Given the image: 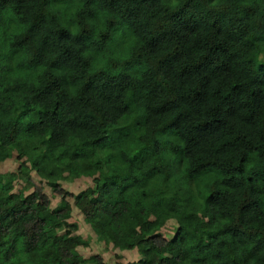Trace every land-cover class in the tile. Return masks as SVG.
Returning <instances> with one entry per match:
<instances>
[{
    "label": "trees",
    "instance_id": "1",
    "mask_svg": "<svg viewBox=\"0 0 264 264\" xmlns=\"http://www.w3.org/2000/svg\"><path fill=\"white\" fill-rule=\"evenodd\" d=\"M6 161L0 264H264V0H0Z\"/></svg>",
    "mask_w": 264,
    "mask_h": 264
},
{
    "label": "rangeland",
    "instance_id": "2",
    "mask_svg": "<svg viewBox=\"0 0 264 264\" xmlns=\"http://www.w3.org/2000/svg\"><path fill=\"white\" fill-rule=\"evenodd\" d=\"M17 168H18V164L15 161H6L4 164L1 165L0 173H3L6 177H9V175L16 177ZM31 176L35 184H38V178L33 173H31ZM15 185L18 189L22 187V184L20 183V181L15 182ZM87 185H89V182H87L86 180L66 181L63 183L64 187H66L68 190H73L75 192H77L79 189ZM49 196L51 197L52 200L53 199L55 200V198L51 196V194H49ZM73 218L76 220L77 224L79 225L80 234L84 238L89 239L90 236H92V242H90V245L87 248L79 249L81 255L84 258H88L89 256L95 253H100L105 259V262L107 264H118V263L126 264L127 262H131L138 258L134 253L122 252L118 249H113L111 247L104 248L102 244L96 241V238L93 236V234L91 232L89 233L88 228L83 223L82 217L78 212L73 213ZM174 227L176 229V225L174 222H168L167 226L164 227L161 232L167 238L172 237L174 234V233L172 234ZM175 229H174V232H175Z\"/></svg>",
    "mask_w": 264,
    "mask_h": 264
},
{
    "label": "clouds",
    "instance_id": "3",
    "mask_svg": "<svg viewBox=\"0 0 264 264\" xmlns=\"http://www.w3.org/2000/svg\"><path fill=\"white\" fill-rule=\"evenodd\" d=\"M175 228V227H174ZM173 232H174V229H173ZM173 232H172V234H173ZM166 237V236H165ZM167 238V237H166ZM168 238H170V237H168Z\"/></svg>",
    "mask_w": 264,
    "mask_h": 264
}]
</instances>
